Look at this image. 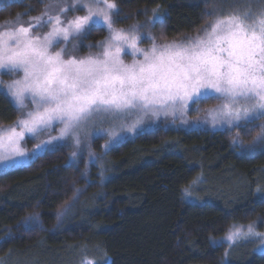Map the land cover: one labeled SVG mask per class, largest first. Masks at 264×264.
Returning a JSON list of instances; mask_svg holds the SVG:
<instances>
[{
  "label": "trees",
  "instance_id": "16d2710c",
  "mask_svg": "<svg viewBox=\"0 0 264 264\" xmlns=\"http://www.w3.org/2000/svg\"><path fill=\"white\" fill-rule=\"evenodd\" d=\"M118 27L145 19V11L165 14L153 31L159 42L196 36L211 22L209 0H115ZM45 0H25L0 10V24L17 15L35 17ZM107 35L96 28L85 42ZM220 102L195 105L200 116ZM19 110L0 95V126L14 124ZM236 132L158 128L113 148L105 157L107 180L84 176L85 160L69 164L71 148L42 155L24 170L0 175V259L57 245L67 253L92 248L84 258L110 264H221L224 237L233 225L264 218V152L242 158L231 140ZM251 137H242L252 143ZM102 139L95 141L101 151ZM199 181V182H197ZM185 190L190 195H185ZM77 199V200H76ZM72 207L63 224L58 214ZM36 220L32 231L21 225ZM10 237H22L10 239ZM95 254V255H94ZM228 264H264V253L240 245ZM80 263V262H79Z\"/></svg>",
  "mask_w": 264,
  "mask_h": 264
},
{
  "label": "snow or ice",
  "instance_id": "6c2138e0",
  "mask_svg": "<svg viewBox=\"0 0 264 264\" xmlns=\"http://www.w3.org/2000/svg\"><path fill=\"white\" fill-rule=\"evenodd\" d=\"M22 2L0 0V10ZM81 11L85 14H75ZM119 14L115 0H50L41 15L21 23L26 13L20 14L0 25V75L13 77L0 81V95L22 110L14 124L0 128V175L24 170L67 144L72 148L69 160L75 161L90 126L107 135V151L125 139L122 132L145 131V117L184 119L210 99L220 103L205 112L204 123L235 131V146L255 131L251 148L241 149V156L252 155L258 146L264 152V124L256 123L264 120V9L206 12L211 22L195 39L157 44L149 35V49L138 46L145 38L140 30L164 24L165 14L153 11L144 24L128 29L115 27ZM96 28L106 29L108 37L89 48L101 51L75 55L73 42H82ZM126 50L133 55L131 63L122 57ZM42 135L47 138L40 139ZM26 137L39 141L31 152L23 146ZM21 227L33 230L27 221ZM240 239L258 240L264 251V233L254 224L228 230L229 246ZM80 264L110 262L83 258Z\"/></svg>",
  "mask_w": 264,
  "mask_h": 264
},
{
  "label": "rangeland",
  "instance_id": "374dc122",
  "mask_svg": "<svg viewBox=\"0 0 264 264\" xmlns=\"http://www.w3.org/2000/svg\"><path fill=\"white\" fill-rule=\"evenodd\" d=\"M25 0H23L24 2ZM212 2V8H211V12H213L214 14H220V13H230L233 11H240V12H244L247 10H251L253 13H256L258 11H260L261 9H264V3H262V0H209ZM50 2V0H45V4H44V8L47 6V4ZM44 8L42 10V12L44 11ZM41 12V13H42ZM153 12V11H152ZM152 12L148 13V16H145V19L141 22H134L132 25H130L129 27L125 28V27H118L117 23L115 24L116 28H123V29H128L131 28L133 25H137V24H144V22L151 17ZM159 12V11H157ZM38 14L37 16L41 15ZM160 13V12H159ZM76 15H83L85 14L83 11L81 12H77L75 13ZM73 15V13H69V16ZM16 18V17H15ZM9 20V21H13L15 20ZM32 18V17H31ZM28 17H23L21 20V23L26 22L27 20L31 19ZM118 20V17H117ZM5 23H2L0 25H4ZM153 27H150L148 29H141V35L143 37H145L140 43H139V47L143 48V49H149L153 43L152 40L148 39L147 37L149 35H151L152 37L155 38V43L157 44H165V43H172V42H180V41H185L188 38H192L195 39L197 36L202 34V30L206 27H204L201 30V33L197 34L196 36H190V37H185L183 39L180 40H174V41H161L159 42L157 40V38L155 37L154 31H153ZM95 30V29H94ZM93 31V30H92ZM91 31V32H92ZM107 31V30H106ZM89 36V35H88ZM108 37V32L107 35L105 36V38H103L102 40H100L97 43H91V42H85L84 40L81 42L79 40L74 41L73 43L76 45V51H75V55L79 56V57H84L87 56L89 54H96L99 51H101V49L97 48V47H92L89 48V45L92 46H96L99 45L100 43H102L103 41L106 40V38ZM73 47L72 44L69 45V49H71ZM123 59L125 60L126 63H131L133 60V55L131 53V50H126L125 53L122 54ZM138 58H142V57H138ZM13 77L7 75V74H2L0 75V81H3L4 83H7L8 81H10V79H12ZM0 87H2V85H0ZM10 99V98H9ZM218 105L212 107V108H208L206 109L200 116H197L195 118H192L190 116V112L192 110L189 111V113L187 114L186 118L181 119L179 117V115H177L176 117H172V116H159V117H145L144 122L142 124V128L145 129V131H140L139 129L137 130V132L135 133H129V132H122L121 135L123 137H125L124 140L122 141H117L115 143V146L112 147L110 150H105L104 145L106 143H108V137L107 135H104L103 133H97V130L95 127H89L86 131L89 133L87 140L84 144H82V148H83V152L81 155L78 156V158L75 161H70L69 160V164H76L77 162H79L81 159L85 160V172H84V176L85 178L88 180L89 183H93V168H96V173L99 176V183L100 185H103L106 180V170H105V157L106 155L116 146L128 141V140H133L136 137H138L141 134L144 133H148V132H152L155 131L158 128H165V129H182L185 131H208V132H219V131H228L226 126H220L217 125L215 128L212 126V124L209 123H204L205 121V112L207 110L213 109L218 107ZM20 116L22 115V110H19ZM19 116V118H20ZM18 118V119H19ZM197 121H200L199 124H197ZM256 123L259 124H264V120H257ZM11 125H7V126H0V128H6L9 127ZM103 128L107 129L108 125L104 124L102 125ZM52 135H56L57 131H52L51 133ZM237 133L234 134V136H236ZM233 136V137H234ZM47 135H42L40 137V139H46ZM82 139H83V133H82ZM97 139H102L101 142V151L97 152L95 150V141ZM233 138L231 140V145L236 148L238 150V152L241 154V149H245V150H249L252 146V143H245L242 140V143L240 146H235L232 143ZM39 141H32L29 138L26 137V140L23 144V146L25 147V149L28 152H31L33 150V148L35 147V143H37ZM70 148L71 145L67 144ZM72 151V148H71ZM258 151H261L259 146L255 149V151L253 153H256ZM89 152L92 153V155H89ZM77 200V199H76ZM74 201L71 206L68 207V211L64 212V214L62 216H60V221H59V225L63 224V222L65 221L66 216H68L67 214L69 213L70 209L74 206H76L75 204H77V201ZM31 226H35L37 225L36 220H32V221H27ZM251 224H254L256 226V231L260 232V233H264V218L263 219H259ZM236 226H241V225H236ZM242 226H247V225H242ZM228 234V232H227ZM227 234L217 240H214V244L216 245H224L226 247V252L224 254V258L223 261L221 262V264H228V260L231 256V254L236 253L237 248L240 245H251L254 247V250L259 252V253H264V251H261V245L259 244L258 240H237L235 243L231 244V246H229V242L226 240V236ZM58 248H56V250H49V248L44 247V248H38L34 251H31L29 253H16V254H10L6 257H3L0 259V264H80L79 262L81 261V259H83L85 256H87L89 253L93 252L92 248H79L77 249V251H75V253H67L66 251L62 250L63 247L61 245H57ZM96 253V252H93ZM95 255V254H94ZM105 259L102 256H99L98 259ZM109 262L110 259L106 258Z\"/></svg>",
  "mask_w": 264,
  "mask_h": 264
}]
</instances>
